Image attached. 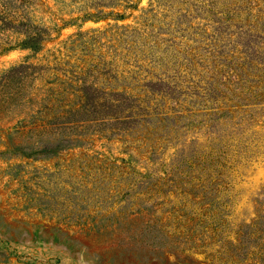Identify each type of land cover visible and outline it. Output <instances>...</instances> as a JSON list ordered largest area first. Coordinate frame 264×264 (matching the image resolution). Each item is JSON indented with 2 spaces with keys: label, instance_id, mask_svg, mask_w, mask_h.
<instances>
[{
  "label": "rangeland",
  "instance_id": "1",
  "mask_svg": "<svg viewBox=\"0 0 264 264\" xmlns=\"http://www.w3.org/2000/svg\"><path fill=\"white\" fill-rule=\"evenodd\" d=\"M0 264H264V0H0Z\"/></svg>",
  "mask_w": 264,
  "mask_h": 264
}]
</instances>
